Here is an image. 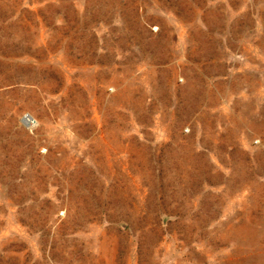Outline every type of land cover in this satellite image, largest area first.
Here are the masks:
<instances>
[{
	"label": "rangeland",
	"instance_id": "rangeland-1",
	"mask_svg": "<svg viewBox=\"0 0 264 264\" xmlns=\"http://www.w3.org/2000/svg\"><path fill=\"white\" fill-rule=\"evenodd\" d=\"M0 264H264V0H0Z\"/></svg>",
	"mask_w": 264,
	"mask_h": 264
},
{
	"label": "built area",
	"instance_id": "built-area-1",
	"mask_svg": "<svg viewBox=\"0 0 264 264\" xmlns=\"http://www.w3.org/2000/svg\"><path fill=\"white\" fill-rule=\"evenodd\" d=\"M26 117H27V116H25L24 118H26ZM24 118H23V119H24ZM29 119H30V118H29ZM33 123H34V122H33V120H31V119H30L29 121L26 120L25 122H23V124H24L25 126H27L28 128H32V127H33Z\"/></svg>",
	"mask_w": 264,
	"mask_h": 264
},
{
	"label": "bare ground",
	"instance_id": "bare-ground-1",
	"mask_svg": "<svg viewBox=\"0 0 264 264\" xmlns=\"http://www.w3.org/2000/svg\"><path fill=\"white\" fill-rule=\"evenodd\" d=\"M25 117V116H24ZM29 121L30 119H29V117L27 116L26 118H24L23 120H22V122H25V121Z\"/></svg>",
	"mask_w": 264,
	"mask_h": 264
}]
</instances>
